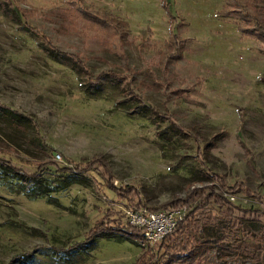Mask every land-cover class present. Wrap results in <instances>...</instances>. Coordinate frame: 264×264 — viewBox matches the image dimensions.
Returning a JSON list of instances; mask_svg holds the SVG:
<instances>
[{
    "label": "rangeland",
    "instance_id": "374dc122",
    "mask_svg": "<svg viewBox=\"0 0 264 264\" xmlns=\"http://www.w3.org/2000/svg\"><path fill=\"white\" fill-rule=\"evenodd\" d=\"M12 1L23 22L0 4V103L27 126L0 117V156L28 172L39 160L87 170L49 199L0 187V264L33 247L20 264H164L177 247L155 252L133 238L98 237L71 262L51 254L83 238L106 209L135 200L227 220L204 202L213 189L263 208L231 186L243 181L264 199V42L255 37H264V0ZM90 18L119 31L111 36ZM45 45L78 70L50 60ZM98 77L100 93L84 94L83 83ZM121 100L153 110L140 116ZM228 232L224 243L260 242L237 221Z\"/></svg>",
    "mask_w": 264,
    "mask_h": 264
},
{
    "label": "trees",
    "instance_id": "16d2710c",
    "mask_svg": "<svg viewBox=\"0 0 264 264\" xmlns=\"http://www.w3.org/2000/svg\"><path fill=\"white\" fill-rule=\"evenodd\" d=\"M165 3L166 0H160L162 7L165 6ZM0 4L3 6V14H7V16L13 20L23 22L16 12L12 0H1ZM222 11L224 15L233 12V10L228 11V9H223ZM80 14L82 15V12ZM249 16H251L249 13L242 12L239 18L246 21ZM90 19L93 24L97 25V28H100L104 32H108L111 36L113 35V31L118 30L116 24L113 25L111 22ZM120 23L123 24V21ZM111 25L113 26L110 27ZM25 26L28 31L33 30L31 28L29 29L28 25L25 24ZM246 30L245 32H247ZM255 37L264 42V37L258 35ZM43 48L45 51L44 53L50 60L66 63L72 69L78 70L75 67L74 61L67 57L65 58L59 51H56L49 45H45ZM103 75H105V73L101 76ZM100 77L93 81L83 83V93L88 96L98 95L101 90ZM110 80L113 81V79ZM117 104L132 110V112L140 116L147 115L150 109L153 110V108L147 104L131 105L133 103L128 100L118 101ZM0 117L3 118L7 124L14 127L27 126L24 116L1 103ZM160 133L162 132L160 131L159 134ZM82 170H87V167H80L77 164L60 165L58 161L55 160H39L35 163L34 168L28 172L16 166L10 160L0 156V187L3 186L9 191H16L26 197L47 196L49 199L52 196L50 194L64 189L69 184L83 182L78 175ZM105 184L113 190H126V187L119 184H112L111 181H106ZM231 188L234 191L242 189L247 196L257 199L261 203L264 202L260 192L245 185L243 181L234 182ZM208 193V195L213 194L212 198H208V195H205L203 198L204 202L208 203L211 201V203H215L217 206L222 207L223 210L221 212L229 214L227 220L224 217L216 218L214 215H208L204 219L203 216L197 217V215H195L196 208L187 209L183 214V219L175 223L171 232L162 236L154 244H147L146 249H154L155 252L157 250H163V252L166 253V248L172 246L177 247V250L167 257L168 259L164 261V264H264V206L261 209L240 207L232 200H229L228 197L220 193L215 194L213 189L209 190ZM119 196L122 195L120 194ZM134 203L139 207L141 205H146L141 200H135ZM168 204H170V202L154 207H147L150 209L165 208ZM234 211H237V213ZM112 214L114 216H112ZM230 217H234V219L231 220ZM235 221H237L238 224L243 223V226L246 227L247 230H250L251 236L256 234L260 241L259 244L255 245L248 242L247 238H242L236 243H224L223 241L228 239V231ZM188 227H195L196 229V232H193L192 236L187 230ZM98 237L114 240L133 238L141 241L143 239V233L140 227L126 220L120 208H108L99 219L95 220L92 225L87 228L83 238L74 239L72 242L67 241L66 244L62 246H52L50 247L51 254L58 259L62 258L71 262L70 258L73 253H86L93 248L92 246ZM34 248L35 247L30 250L16 253V255L11 257L10 263L20 264L24 263L25 260H30L35 252Z\"/></svg>",
    "mask_w": 264,
    "mask_h": 264
},
{
    "label": "built area",
    "instance_id": "2783aa9c",
    "mask_svg": "<svg viewBox=\"0 0 264 264\" xmlns=\"http://www.w3.org/2000/svg\"><path fill=\"white\" fill-rule=\"evenodd\" d=\"M121 210L127 221L141 228L143 233L141 242L145 246L154 244L162 236L171 232L175 223L183 219L185 213L181 207L170 206L150 209L147 205L139 207L135 204L122 207Z\"/></svg>",
    "mask_w": 264,
    "mask_h": 264
}]
</instances>
